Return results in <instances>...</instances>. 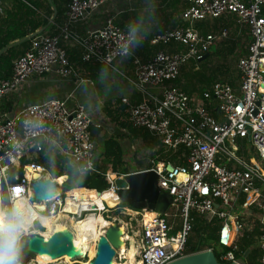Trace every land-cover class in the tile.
<instances>
[{"label":"built area","instance_id":"built-area-1","mask_svg":"<svg viewBox=\"0 0 264 264\" xmlns=\"http://www.w3.org/2000/svg\"><path fill=\"white\" fill-rule=\"evenodd\" d=\"M181 1L184 6L179 17L185 23L153 33L148 42L160 47L148 60L133 57L131 72L126 73L117 68L125 57L116 51L125 29L114 21L113 15L82 34L75 30L77 22L114 0H68L57 31L33 35L22 53L12 59L10 73L0 77V100L33 75L69 79L73 89L62 97L51 96L22 105L11 115L0 111V176L22 162L21 174H12L11 191L16 197L39 201L30 200L31 182L45 176L54 181L45 166L34 161L45 147L67 162L90 161L91 172L103 174L107 187L114 192L113 180L128 173L99 169L90 125L105 127L109 120L102 114L93 119L84 103H68L75 88L85 81L67 56L66 46L74 45L83 61L100 63L119 73L137 97L136 101L127 96L119 98L126 105L128 122L156 136L175 157V161H152L144 169L155 171L158 192L175 206L176 214L142 205L133 208L132 214L126 213L128 220L122 222L126 234L133 237L138 264H166L186 254L194 216L217 223L215 242L226 247L220 258L240 263L233 254L235 244L230 242L234 231L242 227L240 209L248 204L258 210V264H264V0ZM226 15H232L237 25L247 30L249 39L245 52L235 61L237 82L216 79L199 93L184 91L172 82L181 65L202 59L211 46L227 36L225 26L216 32H200L193 21ZM33 113L45 122V130L39 135L27 134L21 128V120ZM17 136L23 140V150L14 152L10 141ZM27 167L32 169L30 174H26ZM35 172L36 178L32 177ZM64 200L56 184L53 196L42 200L44 207L40 212L59 210L68 214L63 209ZM92 207L91 211L100 212L108 208L104 203ZM85 210L78 211L77 216ZM146 210L153 213L143 218ZM117 251L113 260L120 261L123 254Z\"/></svg>","mask_w":264,"mask_h":264},{"label":"crops","instance_id":"crops-1","mask_svg":"<svg viewBox=\"0 0 264 264\" xmlns=\"http://www.w3.org/2000/svg\"><path fill=\"white\" fill-rule=\"evenodd\" d=\"M67 1L68 0H0V30L5 28V25L8 23L7 20L13 17L18 20H27L29 24L43 22L42 24H39V26L35 28V30L41 29L40 32L54 33L57 31V27L64 20V12ZM117 1L121 2L122 0ZM117 4L115 0V3L113 2L112 4H108L106 8H99L97 11L91 12L86 19L75 24V30L78 33L82 34L86 30H88V28H93L102 23L103 19L108 15H113L114 21L117 24L125 26V24L131 18L132 12L128 13L125 12L124 9H118L120 5ZM262 14L264 16V4L262 5ZM128 16L129 19L123 18ZM182 22L183 24L185 23V21L183 20ZM225 23L227 24V26ZM193 24L200 32H216L219 27L225 26L227 29V36L220 41L229 42V30H232L235 36L234 39H232L231 41H234V45L236 46L237 44L240 45L239 52H236V58L240 54H243L245 52V45L249 40L247 30L244 27L238 26L232 15L197 20L193 21ZM240 37L241 40H239ZM220 41H218L217 43H219ZM217 43L215 45H217ZM148 44L152 45L153 47H156V45L151 44L149 42ZM68 47L71 48L67 49ZM177 47L180 48L178 45ZM156 48L141 49L140 51L136 49L130 57L131 59L133 57H136L141 61L148 60L152 56L153 51ZM66 49L69 61L74 67L77 68L79 74L83 78H85V81L81 85L76 87L71 96L69 97V104H73L75 102L84 103L88 107V111L93 117V119H96V117H98V114H102L108 120V117L106 116L103 108L104 106H108L109 108L113 109L112 104L116 103V100H118V98H120L121 96H127L129 100L136 101L137 97L135 95V92L130 88V86L120 75L113 74L111 70L103 64L89 63L83 61L80 58L79 49L74 45H67ZM209 51L210 49L207 52ZM189 62L193 64L195 63L192 61ZM183 65H181V67ZM117 66L120 71L130 73L132 68L130 58H124L122 61L117 63ZM193 67L195 68V66ZM235 72L236 78L234 80V83L232 84H235L237 82L236 67ZM173 83L179 86L181 89H183V87L185 88L186 85L185 81L181 77L177 80L175 79ZM72 89L73 82L69 79H62L56 75L51 74L33 75L31 77H28L27 80L21 86L17 87L14 91H11L10 93H7L1 98L0 111L6 115H11L22 105H25L27 103L38 102L46 97H62L69 93ZM200 91H191L188 93H199ZM109 123L112 124L114 122L110 121ZM102 128L104 129V133L106 134L105 127L103 126ZM124 132V134H126V131ZM139 139L144 143V140L141 137H139ZM240 210L242 211L241 222L243 229H250L253 225H258V210L254 204H248L247 207L242 206V209ZM150 212L153 213L152 211ZM131 239H133V237ZM128 249L129 252L136 251L133 247ZM131 264L136 263L132 262Z\"/></svg>","mask_w":264,"mask_h":264},{"label":"trees","instance_id":"trees-1","mask_svg":"<svg viewBox=\"0 0 264 264\" xmlns=\"http://www.w3.org/2000/svg\"><path fill=\"white\" fill-rule=\"evenodd\" d=\"M162 1H163V5L168 7L169 9L168 15L170 14V18L165 19L164 24L160 23L157 29L151 32L148 38L143 42V45L137 48L138 51H140L141 49H151V48L160 47L159 45L153 47L152 45L148 44L151 35L166 27L183 23L182 20H180L179 18V13L184 6L182 1L181 0H162ZM137 14L138 13L132 12L131 18ZM172 15H174V17H172ZM7 21L8 23L5 25V28L0 30V48L5 44L9 43L10 41L21 38L27 33L32 32L33 30H35V28L39 26V24L43 23V22H37V23L29 24L27 20L24 19L18 20L13 17L8 19ZM27 44H28V39H25L15 45L10 46L8 49H6L0 54V77L8 76L11 65L10 64L11 59L21 54L22 51L27 46ZM234 46H235L234 41H231L230 45L223 47V53L232 54V50ZM69 48L71 47H68L67 49ZM209 53L210 51L207 52L206 56ZM128 58H130L131 60V57ZM196 61H192V62H196ZM193 68L194 67L192 66L191 71H189V69L187 71H182L180 75L178 73L176 77L173 79L174 82L175 79L177 80L178 78L183 76V80L185 81L186 84L185 88L183 87V90L187 92L200 91L203 88L208 87L211 82L217 79L216 74H220L221 77L223 76L226 77L222 79L227 80L231 84L234 83V80L236 78V75L235 76H230L229 74L225 75V73L227 72L226 71L227 68L224 67L223 65L220 66L217 65L213 69H210V72L206 74ZM190 79L192 81H189ZM115 104L116 105L113 109L109 108L108 106L103 107L105 114L108 117V120L116 123L120 127L125 128L126 135H128L129 137H141L144 140L143 147H141L140 149H136L134 153L131 155L134 161V163L132 164L134 167L141 169L148 168L152 164V161L161 160V159L163 160L169 159L171 161H175L174 154L169 149L162 147L156 136H153L146 129L140 127H134L128 122L126 105L121 103L119 98L118 100H116ZM92 139L94 141V150L96 155L101 156L104 160V163H99V169L101 171L111 170V171H117L119 173H126L129 171H133L130 170L132 168L135 169L134 167L132 166L130 167L127 165L128 164L127 161H129V158L124 157L125 152L123 153L122 145L115 137L110 135L106 136V134L104 133L102 136L92 137ZM50 150L51 149L49 147H45L41 152H39L36 155L34 161L38 162V164L39 163L43 164L45 168L49 171L51 177L58 178V177H65L66 175L65 180H66L67 189L75 188V189L90 190L92 192L95 191L94 193L96 195H98L97 194L98 192L96 190H98L99 193H101L102 191L109 189L107 187L108 184L105 181L103 174L96 172H90L82 184H76L70 181L67 178V169L65 167L68 162L64 158L56 154L54 150H51L52 152L55 153V157H56V171L53 172V170L49 167L48 161L46 159V154H50ZM138 153L142 155L139 156ZM24 160L25 158L21 159V161ZM21 163L16 164L13 168H10L8 174H10L11 176L13 173H17L20 175L22 172ZM117 201L118 198H115V192L112 195H106L104 199V203L106 204L107 207L115 206ZM242 201H243V197H240L239 202L241 203ZM37 221L42 226V230H44L45 228L44 225H42L39 220ZM35 227L41 228L39 225H37V223H35ZM216 228H217L216 222H210V223L204 222L200 217L194 216L191 232L188 235L186 241L185 253L201 250L204 249L205 247H211L215 258L218 261L229 262L228 260H224L220 258V253L224 251L226 247H222L220 251H217L214 248V246H212L213 240L215 241ZM258 233H259L258 225H253L250 229H242V231L240 232L239 236L237 237L234 243L235 244V249L233 251L234 257L243 259L244 260L242 262L243 264H258L259 250L257 244L255 245ZM209 241L210 243H208ZM246 248H249V250L243 257L242 254ZM71 264H80V263H77V261H75L72 262Z\"/></svg>","mask_w":264,"mask_h":264},{"label":"water","instance_id":"water-1","mask_svg":"<svg viewBox=\"0 0 264 264\" xmlns=\"http://www.w3.org/2000/svg\"><path fill=\"white\" fill-rule=\"evenodd\" d=\"M41 29L15 39L0 49V53L8 47L17 44L25 39H29L33 35L39 33ZM206 55L204 53L203 57ZM90 134L92 137H100L104 134L102 127L90 125ZM156 173L153 169H141L126 173L122 177H116L113 180L115 193L119 202H126L135 206L145 205L153 209L156 205L166 204L164 193L158 192L155 184ZM56 191V183L48 176L41 179H35L31 182L32 197L36 200H46L53 196ZM98 193L99 191L96 190ZM38 224L39 222L36 221ZM40 225V224H39ZM40 227H42L40 225ZM124 233L123 225L116 220H112L104 227V231L98 235L93 256L89 259L88 264H111L116 250L120 246H124V240L120 239V235ZM249 248H246L242 254L244 257ZM27 252L33 254H46L50 258H60L66 255L67 259L72 262L78 261L85 257L86 252L81 248H75L72 240V231L69 227H61L54 229L43 236L41 233H32L28 240ZM166 264H240L235 261L222 262L218 261L211 248H205L190 253H186L180 257L170 260Z\"/></svg>","mask_w":264,"mask_h":264},{"label":"clouds","instance_id":"clouds-1","mask_svg":"<svg viewBox=\"0 0 264 264\" xmlns=\"http://www.w3.org/2000/svg\"><path fill=\"white\" fill-rule=\"evenodd\" d=\"M157 2L150 0L140 12L129 19L116 45L117 54L130 57L134 50L143 45L151 32L158 26ZM30 112L32 110L30 109ZM21 128L27 134L39 135L45 130V122L34 113L21 120ZM12 151L23 150V140L17 136L10 141ZM49 167L56 171L55 153L46 154ZM67 178L82 184L93 170V164L70 160L66 164ZM13 178L10 174L0 176V264H25L28 240L38 220L34 216L31 202L20 199L11 191Z\"/></svg>","mask_w":264,"mask_h":264},{"label":"rangeland","instance_id":"rangeland-1","mask_svg":"<svg viewBox=\"0 0 264 264\" xmlns=\"http://www.w3.org/2000/svg\"><path fill=\"white\" fill-rule=\"evenodd\" d=\"M149 2H150V0H122L121 2H118L116 0V4L118 3L120 5V7L118 9H120V8L124 9V11L128 12V13L129 12L139 13L141 8L144 7ZM156 2H157V16H158V19H159V24L158 25H160V23L161 24L164 23L165 19L170 17V14L168 15L169 9H168V7L163 5V1L162 0H156ZM114 3H115V0H114ZM172 17H174V15H172ZM123 18H128L129 19V16L128 17H123ZM226 23H229V22H226ZM226 26H227V24H226ZM157 27L154 30H156ZM234 36H235L234 32L232 30H229V39H228L229 42L228 41H226V42L220 41L219 43H217V45L212 46L210 48V53L207 56L203 57L202 60H197L194 64L189 62V61H188L189 63L186 62V64L183 65L180 68L179 75H180V73L182 71H187L188 69H189V71H191L190 68L192 66H195L194 69H197L200 72L206 74V73L210 72V69H213L217 65H219V66L223 65L224 67L227 68V70H226L227 72L225 73V75L229 74L230 76H235L236 75V72H235V59H236V54H237L236 52L237 51L239 52V48H240L239 46L240 45L236 43L237 46L235 45L234 49L232 50V54L231 53L230 54H228V53L224 54L223 53V47L230 45L231 44V40L234 39ZM239 40H241V37H240ZM110 70H111V72L113 74L119 75V73L117 71H115L113 69H110ZM181 78L183 79V76H181ZM216 78L222 79V78H226V77H224V76L221 77L220 74H216ZM189 81H192V80L190 79ZM105 130H106V136H109V135L113 136L120 142V144L122 145V148H123V153L125 152V153L129 154V155L125 156V157L129 158V161H127L128 162L127 165L130 166V167L131 166L134 167L132 165L134 163V161H133L131 155L134 153V151L136 149H140L141 147H143L144 143L139 139V137H129L128 135L124 134L125 133L124 132L125 129L124 128H120V126L117 125L116 123L105 125ZM131 152H132V154H131ZM138 154H139V156L142 155L140 153H138ZM97 157H98L100 163H104V160H103V158L101 156H97ZM134 168H136V167H134ZM132 169H130V170H132ZM53 178H55V177H53ZM65 179H66V175H65ZM65 179H64V177H62V181L59 184H57L55 182L57 184V189L64 196L66 195V193L69 190L74 189V188H69V189L66 188V180ZM91 196H92L91 197L92 199H96L97 195L93 192V194ZM115 198H117L116 194H115ZM30 200H36V199H34L33 197H30ZM101 203L103 204V202H101ZM122 203L125 204V205H123ZM95 204L96 203H93L92 205L87 206V207L85 206L84 209H86V210L83 213V215L77 216V214L79 212H78V210L76 208L70 211V212H73L76 215H71L70 212L68 214V215H70V217L72 219H74L78 223V225H79L78 226V230H80L82 235H84V239H83V243H82L83 247H84V245L90 247L92 242H93V238L90 235L91 232L94 231L92 229V227H93V223L92 222L93 221L90 218V216L92 214H101V216L105 217V219H109L110 221L116 220V221L121 222V224H122V222L128 220V216H127L126 213L132 214L133 213V208H139V206H135V205L133 206V205L128 204L126 202H121L120 201V203H118L117 205H115L113 207H108L106 210H104L102 212L97 211V210L91 211L90 209H93L92 206L95 205ZM128 207H131V208H128ZM153 209L158 211V212H162V213H164L166 211V212H168L170 214L173 213V212L176 214L175 206L174 205H170V203L168 201L164 205H156ZM41 213L44 214L45 211H41ZM175 217H177V216H175ZM130 222L132 223L133 221H130ZM41 224L44 225V227H46L47 220H45L44 222H41ZM37 225H39V224L37 223ZM242 229H243V227L238 228V229H236L234 231L233 239L231 240L230 244L231 243H235V241H236L237 237L239 236L240 232L242 231ZM41 230H42V227L41 228H36L35 227L33 229L32 233H41L42 232ZM127 231L129 232V229H127ZM102 232H103V230L101 231V233ZM128 235H129V233H128ZM132 240H131L132 245L130 246V248L133 247L136 250V246H135L134 240L133 241ZM208 243H210V241ZM255 245H256V243H255ZM124 246H126V242L125 241H124ZM212 246H214V248L217 251L221 250V246L218 245L214 240H213V245ZM205 248H207V247H205ZM91 257H92L91 255H89V256L85 255V257H83L80 260H78L77 263L88 264L89 263V259H91ZM36 258L37 257H35V254L30 253V252L28 253L26 251L25 264H29L31 262H35ZM64 260H65L64 258L60 257V258H56V259H51V260H49L47 262H44L43 264H71L72 263L71 259H66L65 261ZM238 260H239V262L241 264H243L242 263L244 261L243 259L238 258Z\"/></svg>","mask_w":264,"mask_h":264},{"label":"bare ground","instance_id":"bare-ground-1","mask_svg":"<svg viewBox=\"0 0 264 264\" xmlns=\"http://www.w3.org/2000/svg\"><path fill=\"white\" fill-rule=\"evenodd\" d=\"M37 169L39 170V168H37ZM30 172H32V169L30 167H27L26 174H30ZM37 175H38V173L35 172L32 174V177L36 178ZM54 181L57 184H59L62 181V177L54 178ZM92 194H93V192L89 191V190L75 189V188L69 190L65 195L63 209L67 210L68 214H69V212L75 208L78 211H80L81 209H84L85 206H90L93 203H96L97 205L101 206L102 205L101 202L104 203L105 196L114 194V191L111 188L106 189V190L102 191L100 194H98L96 196V199L91 198ZM18 198L26 199V197H22V196L18 197ZM42 202H43L42 200H39L36 202H31V205H32L33 210H34V216H36L38 218V220L41 222H44L45 220H47L46 227H45L44 231L42 230L41 235L46 236V235H48V233L50 231H52L54 229L61 228L64 226L69 227L72 231V240H73L74 247L83 249L86 252L87 256H89V255L93 256L94 245H95V242H96L98 235L101 234L102 230L104 231V227L106 225H108L111 221L109 219H105V217H102L101 214H92L90 216V218L93 221L92 222L93 223L92 229L94 231H92L90 235L93 238V242L91 241L92 244L90 247L84 245V247H85L84 248L83 244H82L83 239H84V235H82L80 230H78V226H79L78 223L74 219H72L70 217V215L64 214L63 212H60L59 210L57 212L53 211L50 214L41 213L40 210L43 209V207H44V204ZM150 215H151L150 211L146 210L144 212L143 218L148 217ZM129 235H128V233L126 234L125 231H124V233H122L120 235V239H124V238L126 239L127 238L128 241L126 243V246H120L118 251H117L118 253L123 254L122 260L116 261V260L112 259L111 264H131L132 262L138 264V260L134 257L135 251L129 252V249H128L132 245V242H131L132 239H130L132 237ZM35 257H37L35 259L36 261L31 262L29 264H43L44 262H47V261L52 259L46 254H35ZM61 258H64L65 260L67 259L66 255H63Z\"/></svg>","mask_w":264,"mask_h":264},{"label":"snow or ice","instance_id":"snow-or-ice-1","mask_svg":"<svg viewBox=\"0 0 264 264\" xmlns=\"http://www.w3.org/2000/svg\"><path fill=\"white\" fill-rule=\"evenodd\" d=\"M17 191H19V190H17Z\"/></svg>","mask_w":264,"mask_h":264}]
</instances>
